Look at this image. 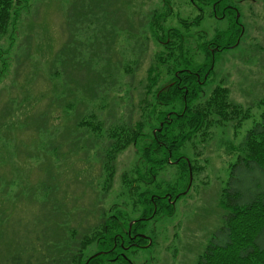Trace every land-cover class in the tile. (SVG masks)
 <instances>
[{"label":"rangeland","instance_id":"374dc122","mask_svg":"<svg viewBox=\"0 0 264 264\" xmlns=\"http://www.w3.org/2000/svg\"><path fill=\"white\" fill-rule=\"evenodd\" d=\"M96 1L100 6L105 2L110 12L108 22L106 13L101 23L97 20L91 6ZM188 1L21 0L17 20L0 38V264H17L13 257L20 252H29L30 245L36 243L44 245L38 237L45 229L51 234V226L62 220H56L59 213L52 211L56 206L70 219L66 226L75 232L74 241L79 243L81 236L100 222L99 209L107 216L122 212L137 217L143 212L141 206L134 205L140 196L165 187L177 188L175 192L180 193L188 186L180 181L177 168L167 165L158 172V179L164 183H146L145 179L151 178L146 174L148 162L130 145L118 154L107 188L102 157L103 146L111 137L104 132L100 138L80 127L77 133L88 146L76 148L80 137L70 129L73 118L81 113L79 118L96 113L106 127L134 123L140 118L150 70L153 74L157 68L162 74L161 85L174 75L173 68L181 69L182 57L190 58L195 67L209 62L202 41L228 25L208 16L193 27L200 12ZM235 3H239V15L246 25L244 36L234 48L217 53L213 73L203 85L197 104L206 103L217 87H225L229 101L251 119L237 129L236 118L215 125L205 142L196 137V147L186 148L200 169L188 193L177 199L174 211L160 213L154 225H148L154 230L155 246L130 253H140L134 255L136 264H194L222 223L218 203L221 189L231 177L235 161L232 148L264 108V0ZM131 12L136 13L131 31L113 27L116 19L125 26L122 20ZM153 19L172 30L186 31L187 39L181 44L175 41V51L164 49L150 26ZM183 21L188 27H183ZM77 44L83 47L80 59L91 54L96 57L89 58L86 66L78 61L75 70L69 57H73ZM111 61L113 68L108 72ZM65 72L75 85H69ZM101 76L105 80H100ZM82 78L84 83L76 86ZM174 106L179 109L181 103ZM212 118L218 119V115ZM55 145L56 150L52 149ZM242 172L243 180L236 177V184L251 189L248 183L254 181L255 174L244 168ZM97 249L91 245L88 255Z\"/></svg>","mask_w":264,"mask_h":264},{"label":"trees","instance_id":"16d2710c","mask_svg":"<svg viewBox=\"0 0 264 264\" xmlns=\"http://www.w3.org/2000/svg\"><path fill=\"white\" fill-rule=\"evenodd\" d=\"M201 1L203 3L199 2V4H203L204 15L207 12L210 16H213L212 4L216 0ZM224 2L219 3L216 9L218 15L226 13L229 27L225 30H219L213 38L204 41L201 45L209 62L195 67L188 60L190 58L182 57L184 60L181 61L184 63L181 69L179 70L178 66H176V69L173 68L174 75L161 85L159 77L162 74L157 72V68H155L156 71L153 74V69L150 70L149 84L140 103V118L138 121L130 124L122 122L118 125L106 127L94 112L79 118L81 113L78 117L73 118L70 129L76 135V138L80 137L77 131L82 127L100 138L106 132L113 139L110 138L107 145L103 146L102 166L105 172L104 176L106 175L103 183H106V185L110 186V183H112L115 173V160L118 154L130 145L137 149L141 156L143 154L144 159L148 162L149 169L146 174L151 178L145 179L146 183H164L163 180L158 179V172L165 165L176 167L180 181L189 183L190 170H192L194 176L200 169L195 165L193 157L188 156L185 152L186 148L193 149L196 147L193 140L199 137L201 142H205L206 138L210 137L212 127L227 124L231 122V119L236 118L239 120L238 123L234 122L236 129L241 127L242 122L251 119L250 115L239 105H234L229 101L228 91L225 87H217L206 103L203 105L197 104V100L203 92V85L207 83L208 78L213 73L211 67L215 63L217 53L229 49L230 45H234L237 39L242 37L241 34L245 28L238 25L236 21L238 18L235 17L234 12L222 10L221 7ZM99 3L97 2L95 6L91 5L94 8L93 13H95L99 23L104 18V16H101L106 13L105 19L108 22L110 12L104 6L105 2H102L101 6ZM20 4L21 0H0V38L8 33L13 22L17 20ZM16 8L18 10L17 14ZM135 15L136 13L131 12L129 17H124L122 22H126L125 26L116 19L113 27L131 31L130 28H132ZM79 17L84 19L82 14ZM241 20L240 17L238 22ZM107 22L104 24L107 25ZM198 22L196 20L195 24H198ZM183 24V27H188L184 21ZM150 26L154 30V36L158 41L163 42L160 44L166 50H177L175 41H179L181 44L183 40L187 39L185 31H175L170 29V26L164 27L155 19L150 22ZM109 31L110 33L114 32L113 30ZM160 32H163L162 36L159 34ZM78 43L80 44V42ZM177 47L182 50V46L177 45ZM82 49L83 47L77 44L74 48L73 57L71 59L69 57L70 66H73L74 69L79 65L78 61L82 60L79 57L83 55L81 54ZM95 57V54H91L89 58L93 59ZM89 58L82 60L84 66L89 64ZM62 61L64 62L62 65L65 67V59ZM74 61L76 64H72ZM160 62L162 61L160 60ZM112 64L111 61L107 68L108 72H111L109 69ZM67 67H69V64H67ZM116 68L117 65L114 69ZM69 77L65 72L64 78H66L69 85H75V81L70 75ZM100 80H105V77L101 76ZM83 83L84 78L80 82L76 81V86ZM74 88L76 89V87ZM178 103H181L179 109L174 106ZM230 104L232 105L230 106ZM214 115H218V119L212 118ZM76 127L77 130H75ZM80 140H82L81 137ZM80 140L76 148H83L84 146L87 148L88 144ZM56 147L57 145L52 149L56 150ZM45 148L47 147L45 146ZM232 151L235 155V161L232 163L231 177L226 186L221 189L219 198L222 223L211 235L208 244L197 256L194 264H264V108L259 117L253 119L252 125L245 131L241 142L235 145ZM45 156H48V154L46 153ZM242 168L248 170L251 174H255L254 181L248 183L251 189L244 190L242 183L236 184L237 181L235 180L237 178L241 177L243 180ZM47 187L48 185H46L45 190L48 192L49 188ZM161 189L163 190L159 189L158 191L147 192L145 196L142 195V201L148 208L147 215L149 216L152 215L155 206L158 207L156 216H159L160 213L166 215L174 211L175 205L168 201L166 194L169 193L175 196V193H177L175 191L179 190L174 187L171 190L166 187ZM148 190L150 189L146 191ZM245 195L247 196L246 200ZM134 204L136 205L137 202L134 201ZM52 211L59 213L56 215V220L62 219L61 222L51 226V234L45 229L44 235L41 238L38 237V240L42 241L44 245L37 246V243L30 245L29 252L24 250L20 252L18 257H13V260H17V264H121L120 261H126L123 257L112 261H109L108 258L119 255L122 242L125 244L131 243L127 232L130 218L127 215H104V219L85 232L79 243H76L74 241L75 232H70V229L66 226L70 219L68 217L64 218L65 215L60 211V206L52 208ZM54 216L55 213L51 216V222H54ZM100 224L102 225L100 226ZM135 231L136 225L133 227L132 233H135ZM143 242L146 241L143 240ZM93 244L98 247L97 250L104 249L109 252H102L98 256L91 257L92 254L88 255L87 249ZM115 244H117V247ZM88 260L89 262H87Z\"/></svg>","mask_w":264,"mask_h":264},{"label":"flooded vegetation","instance_id":"af4514ba","mask_svg":"<svg viewBox=\"0 0 264 264\" xmlns=\"http://www.w3.org/2000/svg\"><path fill=\"white\" fill-rule=\"evenodd\" d=\"M192 1V0H191ZM198 2H201L203 3V1L201 0H197ZM225 1V2H224ZM221 2H224V4L222 5V10H224L225 12L226 11H230V12H234L235 13V17L240 19V16L239 15V3H235V0H216L213 4H212V9L214 11V15L212 17L216 18L217 20L219 21H224L226 23V25H228V20L226 19V13H223L222 15H218V10L216 9V7L218 6V4ZM196 7L197 9L202 12V7H203V4L199 5L198 3L196 4ZM223 11V12H224ZM238 19L236 20L238 25L242 28L243 26L245 27V24L243 22H238ZM229 27V26H227ZM238 40V39H237ZM142 197H139L138 200L142 201ZM139 206H141V210L143 211L142 213H140L136 218L132 219L130 218L129 220V226H128V235H129V238L131 240V243L129 244H125L124 242H122L120 244V248H121V251L119 252V255L115 256V257H110L108 258L109 261H112V260H115L116 258H119V257H123V259H125L127 261L128 264H134L132 258L134 257L131 256L130 253H134L136 251H144L146 248H148V246H151L150 244V241L154 239V237L149 234V232H152L150 231L148 225L149 224H152L154 225V223H150L148 220L151 216L147 215L148 214V208L147 206L145 205V203H141L139 204ZM155 209H158V207L155 206L154 210ZM153 210V212H154ZM125 213H122V212H118V215H124ZM153 214V213H152ZM126 215V214H125ZM129 215H127L128 217ZM141 222V223H139ZM136 225V231L135 233H132L133 232V227ZM139 225V228L137 229V226ZM141 240V241H140ZM143 240H145L146 242H143ZM140 241V242H139ZM143 242V243H142ZM115 246L117 247V244H115ZM97 252H109V251H105L104 249H99L97 250ZM96 253V252H95ZM100 253V254H101ZM94 254V253H93ZM92 254V255H93ZM98 256V255H97ZM90 257V256H89ZM88 257V258H89ZM91 258V257H90ZM90 260V259H89ZM89 260L87 262H89ZM126 261H120L121 264H127Z\"/></svg>","mask_w":264,"mask_h":264}]
</instances>
